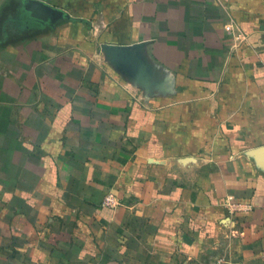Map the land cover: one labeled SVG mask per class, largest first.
I'll return each instance as SVG.
<instances>
[{
  "label": "crops",
  "instance_id": "1",
  "mask_svg": "<svg viewBox=\"0 0 264 264\" xmlns=\"http://www.w3.org/2000/svg\"><path fill=\"white\" fill-rule=\"evenodd\" d=\"M0 264H264V0H0Z\"/></svg>",
  "mask_w": 264,
  "mask_h": 264
},
{
  "label": "built area",
  "instance_id": "2",
  "mask_svg": "<svg viewBox=\"0 0 264 264\" xmlns=\"http://www.w3.org/2000/svg\"><path fill=\"white\" fill-rule=\"evenodd\" d=\"M119 204V199L112 193L106 195L102 202L103 207L115 208Z\"/></svg>",
  "mask_w": 264,
  "mask_h": 264
}]
</instances>
